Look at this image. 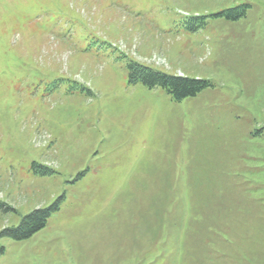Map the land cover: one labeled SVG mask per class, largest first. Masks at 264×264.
Masks as SVG:
<instances>
[{
    "label": "rangeland",
    "instance_id": "rangeland-1",
    "mask_svg": "<svg viewBox=\"0 0 264 264\" xmlns=\"http://www.w3.org/2000/svg\"><path fill=\"white\" fill-rule=\"evenodd\" d=\"M0 203V264H264V0H0Z\"/></svg>",
    "mask_w": 264,
    "mask_h": 264
},
{
    "label": "trees",
    "instance_id": "trees-1",
    "mask_svg": "<svg viewBox=\"0 0 264 264\" xmlns=\"http://www.w3.org/2000/svg\"><path fill=\"white\" fill-rule=\"evenodd\" d=\"M221 14H224L227 18L235 19L236 7L226 9ZM127 67L130 83L141 82L148 88L161 87L175 100L193 96L208 85L205 80L169 75L135 61L129 62ZM1 207L2 204L0 203ZM51 210L52 208L34 209L21 219L16 228L7 229L5 232L14 239L27 238L45 225L46 218L50 215Z\"/></svg>",
    "mask_w": 264,
    "mask_h": 264
}]
</instances>
